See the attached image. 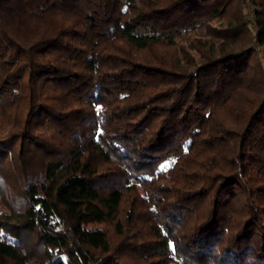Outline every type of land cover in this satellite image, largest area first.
Masks as SVG:
<instances>
[{"label":"trees","instance_id":"1","mask_svg":"<svg viewBox=\"0 0 264 264\" xmlns=\"http://www.w3.org/2000/svg\"><path fill=\"white\" fill-rule=\"evenodd\" d=\"M251 1L253 18L243 0H0V161L25 200L14 238L0 224V264H264ZM230 4L217 46L189 40L199 60L156 53Z\"/></svg>","mask_w":264,"mask_h":264},{"label":"rangeland","instance_id":"2","mask_svg":"<svg viewBox=\"0 0 264 264\" xmlns=\"http://www.w3.org/2000/svg\"><path fill=\"white\" fill-rule=\"evenodd\" d=\"M243 9L245 13L248 14L249 18H253L255 11L257 10L255 4L251 0H243ZM225 3V2H224ZM226 4V3H225ZM219 7V0H208V8H212L214 6ZM229 12L223 18H215L209 21V35L204 34V30L200 27L196 29L187 28L185 31H182L179 35L168 33L163 35V39L165 41H172L174 43V47H159L156 48V53L159 55H164L166 53H174L177 57H181L179 49L185 50L184 52L189 58H193L195 60H199V55L196 49V42L203 43L204 41H209L213 43L215 46L220 42L215 38L214 34L217 31L223 30L227 24L226 20H230L231 13L236 11L232 4L229 5ZM218 34V33H217ZM189 40H195L196 42L191 43ZM194 45V47H193ZM192 47V48H191ZM155 52V51H154ZM150 52H141L142 57L149 56L151 57ZM252 64L257 62V56L252 54L249 60ZM18 148V147H17ZM12 155L8 154L5 162L0 161V224L1 231L5 232L6 235L14 238L12 235L15 232L20 231L18 225V217L21 215L24 209V199L20 195V178L18 174L12 169L11 162L14 159L11 158ZM41 157L38 155L36 159V163L40 160ZM87 228H99L106 229L105 225H97V224H88ZM21 247L25 248L27 251L31 249V247L36 243V238L33 234L22 231L21 232ZM54 256H58L56 250L53 252Z\"/></svg>","mask_w":264,"mask_h":264}]
</instances>
